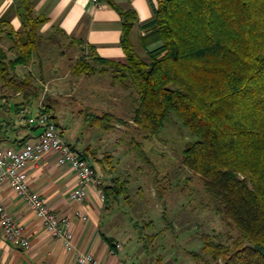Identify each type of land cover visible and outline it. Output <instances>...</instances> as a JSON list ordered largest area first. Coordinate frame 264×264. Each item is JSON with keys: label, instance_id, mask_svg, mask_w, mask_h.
Returning <instances> with one entry per match:
<instances>
[{"label": "trees", "instance_id": "16d2710c", "mask_svg": "<svg viewBox=\"0 0 264 264\" xmlns=\"http://www.w3.org/2000/svg\"><path fill=\"white\" fill-rule=\"evenodd\" d=\"M14 3L23 31L13 33L10 13L0 19V32L5 30L18 53L13 60L0 53V89L24 94L32 80L17 79L14 69L30 63L48 18L35 14L32 0ZM108 3L121 18L125 59L101 58L94 47L80 43L82 54L71 73L86 77L111 73L112 82L129 91L135 104L130 122L146 138H159L171 114L195 138L184 147L181 162L201 180L213 203L210 211L220 217L226 231L204 230L198 238L200 249L190 248L186 254L201 264H264V0H157L152 18L140 27L136 46L131 41L132 30L139 25L136 12ZM32 89L36 98L39 91ZM28 102L17 104L16 113ZM91 119L105 131L125 123L109 112ZM75 152L86 160V153ZM98 162L107 173L103 161ZM114 171L110 166L109 173ZM112 178L110 185L101 186L105 209L111 201L129 202L127 180ZM134 227L138 228L136 223ZM143 229L137 233L145 239L146 251L148 241L168 232L144 237ZM104 240L116 249L114 238ZM173 250L158 255V263L181 264Z\"/></svg>", "mask_w": 264, "mask_h": 264}, {"label": "crops", "instance_id": "0c3cea01", "mask_svg": "<svg viewBox=\"0 0 264 264\" xmlns=\"http://www.w3.org/2000/svg\"><path fill=\"white\" fill-rule=\"evenodd\" d=\"M32 1L35 14L47 17L48 22L40 29V45L30 63L17 66L14 72L19 80L31 78L32 87L38 89L39 93L35 98L33 89L30 87L24 94L6 92L0 95V147L20 148L28 142L38 140L37 126L24 123L20 111L28 108L31 115L35 116L42 103L55 124L63 129V140L74 147L75 151L86 153V161L93 164L97 172L99 171L98 173L103 176L105 172L101 170L99 158H96L92 149L81 144L76 138L77 132L69 142L65 138L66 127L56 121V105L62 97H70V99L72 97L71 101L75 103L78 101L86 105L88 103L86 111H92L91 104L98 102L93 90L88 91L85 98L79 96L77 91H79L78 88L93 87L91 84L93 82L90 80L82 82L79 79L68 81L65 80L66 76L59 75L47 83L48 64L43 54L46 50L44 45H47L49 41H43V37L49 36L48 39L54 42L60 35L72 46H78L80 43L84 46H92L101 58L120 62L125 59L120 45L121 18L108 1L123 9L131 7L136 12L139 25H135L131 32V41L136 46L142 33L140 27L152 18V8L156 7L157 0ZM13 7L15 8L14 0H0V19L10 13L9 27L13 33H17L23 31L22 21ZM2 52L8 60H13L18 55L13 43L6 36L5 30L0 32V53ZM46 83L51 87L49 91H46L47 94ZM26 102L29 104L16 113L17 104ZM25 138L27 139L21 142ZM105 162L110 161L105 160ZM27 175L30 188L46 199L49 208L59 219L68 222L70 248L66 244L67 240L50 236L25 201L15 195L6 184L0 189V202L8 215L25 228L29 247L24 249L0 236V264H79L76 261L77 254L91 255L101 264H130L125 255L128 250L124 253L121 248L113 249L104 240V237L114 238L116 245L120 247L126 243V239L117 233L119 229L111 226L109 210L103 209L104 199H100L98 188L95 186L90 188L82 205L72 202L70 194L76 185V175L69 167L59 165L52 154H47L38 163L30 165L27 168ZM100 190L104 194L101 187Z\"/></svg>", "mask_w": 264, "mask_h": 264}, {"label": "rangeland", "instance_id": "374dc122", "mask_svg": "<svg viewBox=\"0 0 264 264\" xmlns=\"http://www.w3.org/2000/svg\"><path fill=\"white\" fill-rule=\"evenodd\" d=\"M48 38L49 36L43 37V41H49L44 45L46 50L43 54L48 64L47 83L59 75L66 76L65 80L68 81L79 79L82 82H93V87L78 88L79 91H76L85 98L88 91L93 90L98 101L91 104L95 110L92 108V111H86L88 103H75L71 101L72 97H62L56 105V121L66 127L65 138L69 142L77 132L76 138L81 144L89 146L96 158L107 166V173L103 176L98 173L102 185H110L112 176L127 180L129 202L111 201L108 208H103L109 210L111 226L118 228L117 233L126 239V243L121 247L119 245V248L124 253L128 250L125 254L127 261L130 264H159L158 255H165L167 250L173 248L175 250L171 252L173 255L177 254L181 264H201L193 256L186 254V250L192 248L198 251L201 247L198 238L205 232L218 234L224 233L226 229L220 217L214 216L210 211L213 203L204 193L199 177L181 162L184 147L195 138L182 126L175 114H171L159 138H146L130 122L131 109L135 104L128 95L129 91L118 83H113L111 73L87 77L73 75L71 68L82 54L80 48L72 46L60 35L54 42ZM47 83L45 92L51 88V82L50 85ZM2 93L6 92L0 89V95ZM107 112L123 119L125 123L115 124L108 131L97 127L92 122V115ZM107 155L110 156L107 160L109 163L105 162ZM113 165L115 171L112 174L109 170ZM134 223L138 228L144 227V237L158 234L161 230L168 232L164 236L158 234L153 243L148 241L146 251L145 239H139L138 228L134 227ZM170 225H174L176 229H172ZM168 259L169 255L165 260Z\"/></svg>", "mask_w": 264, "mask_h": 264}, {"label": "built area", "instance_id": "2783aa9c", "mask_svg": "<svg viewBox=\"0 0 264 264\" xmlns=\"http://www.w3.org/2000/svg\"><path fill=\"white\" fill-rule=\"evenodd\" d=\"M21 119L29 125H36L39 131L38 140L24 144L20 148L0 147V189L8 185L13 193L21 198L34 212L53 238L67 240L69 247L70 235L68 222L59 217L49 208L45 198L35 193L29 185L27 168L38 163L45 155L52 154L61 166H67L76 175V185L70 194V200L82 205L92 186L98 188L100 199L104 194L100 190L102 180L96 168L81 158L61 137V130L52 120L44 104H40L35 116L28 108L20 111ZM85 219V217H82ZM0 236L14 245L27 249L29 241L25 228L13 220L0 202ZM119 249V245H116ZM79 264H101L91 255L77 254Z\"/></svg>", "mask_w": 264, "mask_h": 264}]
</instances>
